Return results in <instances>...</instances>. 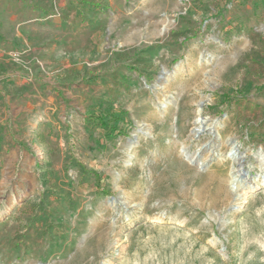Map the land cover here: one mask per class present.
Returning <instances> with one entry per match:
<instances>
[{
	"label": "rangeland",
	"instance_id": "obj_1",
	"mask_svg": "<svg viewBox=\"0 0 264 264\" xmlns=\"http://www.w3.org/2000/svg\"><path fill=\"white\" fill-rule=\"evenodd\" d=\"M0 264H264V0H0Z\"/></svg>",
	"mask_w": 264,
	"mask_h": 264
},
{
	"label": "water",
	"instance_id": "obj_2",
	"mask_svg": "<svg viewBox=\"0 0 264 264\" xmlns=\"http://www.w3.org/2000/svg\"><path fill=\"white\" fill-rule=\"evenodd\" d=\"M237 150L235 149V146H233L232 147V152H231V154H230V156H233V155H235V157H237ZM248 174V170L246 169V168H242V172H241V176L242 177H244V176H246ZM241 177V178H242ZM233 206H231V208H232Z\"/></svg>",
	"mask_w": 264,
	"mask_h": 264
},
{
	"label": "bare ground",
	"instance_id": "obj_3",
	"mask_svg": "<svg viewBox=\"0 0 264 264\" xmlns=\"http://www.w3.org/2000/svg\"><path fill=\"white\" fill-rule=\"evenodd\" d=\"M231 152V151H230ZM229 154H231V153H229ZM235 155H233L232 157H234ZM235 158V157H234ZM238 176H239V173H238V171L236 172L235 171V173H233V175H232V182H235L237 179H238Z\"/></svg>",
	"mask_w": 264,
	"mask_h": 264
}]
</instances>
